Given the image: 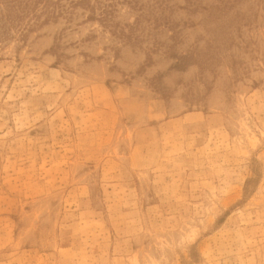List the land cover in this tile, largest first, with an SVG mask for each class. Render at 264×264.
<instances>
[{
	"label": "rangeland",
	"instance_id": "374dc122",
	"mask_svg": "<svg viewBox=\"0 0 264 264\" xmlns=\"http://www.w3.org/2000/svg\"><path fill=\"white\" fill-rule=\"evenodd\" d=\"M90 3L0 47V264H264V0Z\"/></svg>",
	"mask_w": 264,
	"mask_h": 264
},
{
	"label": "trees",
	"instance_id": "16d2710c",
	"mask_svg": "<svg viewBox=\"0 0 264 264\" xmlns=\"http://www.w3.org/2000/svg\"><path fill=\"white\" fill-rule=\"evenodd\" d=\"M64 0H0V47L7 45L13 40L25 43L28 35L35 31L36 28L50 23L51 19H58L62 16L73 15L76 7H86L90 15L88 19L98 21L108 32L122 33L123 30L115 29L114 20L116 19V10L113 9L112 3L107 4L99 9L91 5L90 0L70 1L69 6L65 7ZM128 3H163L165 0H120ZM136 10L142 13V10ZM42 14L45 17L41 21L39 18ZM139 15L135 19L138 18ZM248 180L247 183L251 182Z\"/></svg>",
	"mask_w": 264,
	"mask_h": 264
}]
</instances>
